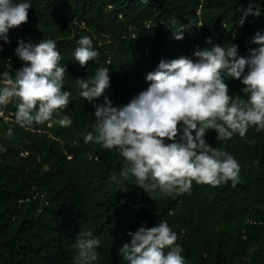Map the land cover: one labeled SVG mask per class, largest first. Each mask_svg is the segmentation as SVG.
Returning a JSON list of instances; mask_svg holds the SVG:
<instances>
[{
	"label": "trees",
	"instance_id": "16d2710c",
	"mask_svg": "<svg viewBox=\"0 0 264 264\" xmlns=\"http://www.w3.org/2000/svg\"><path fill=\"white\" fill-rule=\"evenodd\" d=\"M30 2L28 22L9 30L10 43L0 51V72L24 66L15 54L17 41L52 39L66 68L64 90L71 103L59 117L71 125L49 122L25 129L16 125V102L0 107V264H69L72 245L81 232L100 241L93 264H127L120 255L129 232L166 220L178 234L185 264H264V131L249 128L246 137L207 143L227 151L241 165L239 183L218 187L193 182L189 192L149 195L129 178L120 191L109 177H119L123 159L94 142L95 109L79 96L77 78L108 68L106 93L114 106L146 90V74L161 60L193 58L206 38L225 47L238 45L247 55L252 36L264 33V0L260 16L239 19L247 0H13ZM255 7V6H254ZM183 30L182 40L174 31ZM89 36L97 57L81 67L74 49ZM230 94L243 95L240 80L225 76ZM103 97L96 103H102ZM13 128L11 139L6 137ZM254 141V143H249ZM25 154V155H21Z\"/></svg>",
	"mask_w": 264,
	"mask_h": 264
},
{
	"label": "clouds",
	"instance_id": "9594fccd",
	"mask_svg": "<svg viewBox=\"0 0 264 264\" xmlns=\"http://www.w3.org/2000/svg\"><path fill=\"white\" fill-rule=\"evenodd\" d=\"M247 3V8L238 9L243 12L240 26L249 15L261 14L256 0ZM31 7L30 2L0 0V41L10 43L9 30L28 22ZM183 38V30L174 31L175 40ZM205 43L206 47L196 46L193 58L161 60L146 74L147 89L124 105L114 106L106 95L111 83L108 68H98L87 79H75L79 96L95 109L92 131L83 136L84 143L94 142L119 153L123 167L119 177L109 179L120 191H125L123 181L129 178H135L148 195L183 194L193 182L212 187L239 183V162L227 151L210 146L205 137L209 130L217 133L218 141L231 140L236 134L245 138L249 128L264 131V33L252 36L251 44L257 47H250L247 55H240L236 44L225 47L213 38H206ZM17 44L15 54L24 66L14 75L0 72V107L15 101L13 122L25 129L46 122L70 126L66 115L54 120L69 107L72 96L64 90L66 68L60 66L56 42L20 39ZM77 44L74 58L84 67L98 52L89 36H82ZM225 76L240 80L243 95L230 94ZM101 97L103 102L96 103ZM5 135L11 139L13 128ZM5 151L0 147V152ZM128 235L130 242L120 249L127 264H185L178 234L166 220ZM99 244L92 232H81L72 245L73 264H93Z\"/></svg>",
	"mask_w": 264,
	"mask_h": 264
},
{
	"label": "rangeland",
	"instance_id": "374dc122",
	"mask_svg": "<svg viewBox=\"0 0 264 264\" xmlns=\"http://www.w3.org/2000/svg\"><path fill=\"white\" fill-rule=\"evenodd\" d=\"M69 264H73V261H72V262H70Z\"/></svg>",
	"mask_w": 264,
	"mask_h": 264
},
{
	"label": "built area",
	"instance_id": "2783aa9c",
	"mask_svg": "<svg viewBox=\"0 0 264 264\" xmlns=\"http://www.w3.org/2000/svg\"><path fill=\"white\" fill-rule=\"evenodd\" d=\"M0 115H1V113H0ZM21 155H25V154H21Z\"/></svg>",
	"mask_w": 264,
	"mask_h": 264
}]
</instances>
